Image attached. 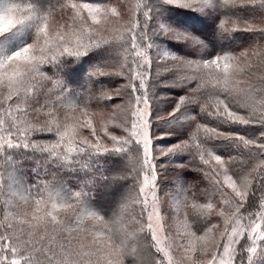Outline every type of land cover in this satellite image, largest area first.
I'll list each match as a JSON object with an SVG mask.
<instances>
[{
  "label": "snow or ice",
  "instance_id": "6c2138e0",
  "mask_svg": "<svg viewBox=\"0 0 264 264\" xmlns=\"http://www.w3.org/2000/svg\"><path fill=\"white\" fill-rule=\"evenodd\" d=\"M157 2L200 14L215 6L221 43L235 33L251 34V43L209 57L172 52L158 38L203 42L160 19ZM28 30L30 42L6 50ZM100 49L114 55L73 87L74 65ZM153 81L186 89L166 116L154 115L164 96ZM178 113L193 125L188 136L157 144L171 133L157 134L154 121ZM217 140L233 152L219 154L209 146ZM181 154L183 163L174 159ZM107 157L125 168H109ZM72 169L83 170L87 191L58 182ZM177 169L199 173L206 186L185 187L170 176ZM121 181L130 183L106 219L90 207L92 189L111 195ZM0 196V264H264V0H52L43 9L38 0H5Z\"/></svg>",
  "mask_w": 264,
  "mask_h": 264
},
{
  "label": "trees",
  "instance_id": "16d2710c",
  "mask_svg": "<svg viewBox=\"0 0 264 264\" xmlns=\"http://www.w3.org/2000/svg\"><path fill=\"white\" fill-rule=\"evenodd\" d=\"M21 2V0H19ZM52 0H38L39 6L43 9L46 8ZM159 6H164L161 3H156ZM166 8V7H165ZM169 11L165 15L167 22L173 25L175 28L186 31L190 33L192 36L199 38L200 41L203 42V46L193 47L188 42H177L171 39H163L160 43L166 44L168 47L171 48L173 52H177L181 55H188V56H197L200 55L202 57H209L215 53V51L220 47H229L233 48L236 51H239L242 47H247L248 43L251 39V34L249 33H235L230 39L225 40L221 43L218 30H217V23L219 20L220 13L218 9L214 6L211 10L208 11V14H200L198 12L190 11L184 8H177L173 6H169ZM165 10V9H164ZM209 15V16H208ZM32 38V32H28L27 34V42H30ZM110 55H114L110 53L109 50L100 49L96 52L90 53L88 57L83 58L79 63L74 65V72L79 78V83L73 84V87L79 88L80 84L84 81V76L87 74L89 67L94 64V62L100 61V59L104 58L108 59ZM163 79H167L166 77H162ZM71 83V82H70ZM117 83V81H115ZM111 84L110 86H115ZM153 85L155 87V92L158 93L157 96L163 95L164 98L161 99V102L154 104V115L159 116H166L172 108L176 104V100L178 97L185 94L186 89L182 87H160L159 82L153 81ZM168 95V99L165 96ZM115 102H119L116 100ZM157 107H156V106ZM191 111H197V109H191ZM61 113V117H62ZM183 113H178L175 118H166L158 121H154V129L156 130L163 125L164 122L171 121L175 119L174 122H178L180 117ZM202 121L215 125V121L207 120L206 117L201 118ZM192 123L187 122V124L180 126L179 128H173L169 130L171 133L167 139L163 140V146H167L169 144H174L178 140L185 139L189 132L192 130ZM221 130L223 131H232V132H239L241 135L245 134L247 131L244 128H240L239 126H228V125H219ZM174 131V132H173ZM43 139H51L52 137L48 135H44L41 137ZM209 146L213 147L219 154H231L233 149L226 141H211L209 142ZM105 162L110 160L112 161L111 164H107L109 168H116L117 170L124 169L123 159L121 157H107L104 158ZM175 160L183 163L185 160L188 159L186 155H177L174 157ZM59 168L60 165H57ZM27 171V170H26ZM85 173L83 170L72 169L68 171L61 170L58 175V182L62 185L65 191H87L88 189L85 188V183L83 179H78V177H83ZM179 176L180 179L184 182V186L188 187L189 185H193L197 190H202L206 186V181H202V178L199 173L195 171L189 170H181L177 169L175 172L170 173L171 177ZM25 179L29 181H33L36 177L27 174ZM44 179L47 181H51L53 183L56 182L51 175L45 176ZM127 181H121L118 183L113 184L110 188L106 191L111 193V195H104L101 196V193L104 192V189L101 188H94L92 191L96 193L97 198L91 199L89 201L90 207H92L95 211L100 213L101 215L107 216L106 219H110L112 217V211L118 205L121 197L123 196L127 185ZM130 183V181H128ZM89 188H91V184H89ZM5 197L0 196V209H2V201ZM70 219H73L71 213L68 214ZM89 228L92 227L91 221L85 222ZM189 223L192 225L193 230H195V222L190 217Z\"/></svg>",
  "mask_w": 264,
  "mask_h": 264
},
{
  "label": "rangeland",
  "instance_id": "374dc122",
  "mask_svg": "<svg viewBox=\"0 0 264 264\" xmlns=\"http://www.w3.org/2000/svg\"><path fill=\"white\" fill-rule=\"evenodd\" d=\"M5 2V0H0V4H2V3H4ZM17 2H19V0H17ZM162 5H164L163 7L162 6H159V5H157L156 4V6L160 9V13H159V16H160V19H162L164 22H166V23H168L167 22V20H165V18H166V14L168 13V11H169V6H171V5H165V4H162ZM166 7V8H165ZM165 9V10H164ZM208 14V13H207ZM203 15H205V14H203ZM209 16V15H208ZM169 24V23H168ZM28 32H31V30H28V31H26V32H23V33H21L20 35H17V36H14V37H12L11 39H10V41L8 42V44L5 46L6 47V50L7 51H12V50H15V48L16 47H19V46H21L22 44H24V43H26L27 42V34H28ZM163 39H165V38H158V43H160L161 42V40H163ZM162 46H164L165 48H167L168 50H170V51H172L171 50V48L170 47H168L166 44H162V43H160ZM247 47H248V45H247ZM246 47V48H247ZM173 52V51H172ZM114 54V53H113ZM104 58H102V59H100V61L101 60H103ZM100 61H97V62H100ZM97 62H94V64L95 63H97ZM117 82H118V80H116ZM115 83V81H113L112 82V84H114ZM154 84V83H153ZM157 94L158 93H156L155 92V95L157 96ZM158 97V96H157ZM165 98L166 99H168V95H166L165 96ZM120 102V101H119ZM118 102V103H119ZM159 102H161V99H158L157 101H156V103H159ZM155 103V104H156ZM156 106V105H155ZM157 107V106H156ZM175 121V119H173V120H171V121H167V122H164L163 123V125H161L160 127H158L159 128V130L157 129L156 130V133L157 134H159V133H165V132H168L169 133V130H171V129H173V128H179L180 126H183V125H185V124H187V122H189V121H183V120H181V119H179V121L178 122H174ZM154 125V124H153ZM155 130V129H154ZM174 132V131H173ZM167 137L168 136H166L164 139H162V140H159V141H157L156 143L157 144H159V145H163L164 144V141L163 140H165V139H167ZM123 165H124V167L123 168H125V162L123 161ZM126 185H127V187H128V185H129V183H128V181L126 182ZM183 217V213H181V218ZM169 223H170V226H171V229H172V232L173 233H175V231H176V228H177V224L175 223V218H173L172 220H170L169 221Z\"/></svg>",
  "mask_w": 264,
  "mask_h": 264
}]
</instances>
